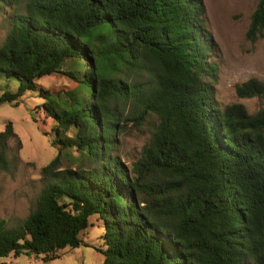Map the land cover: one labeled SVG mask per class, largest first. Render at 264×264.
Returning a JSON list of instances; mask_svg holds the SVG:
<instances>
[{
  "label": "trees",
  "instance_id": "16d2710c",
  "mask_svg": "<svg viewBox=\"0 0 264 264\" xmlns=\"http://www.w3.org/2000/svg\"><path fill=\"white\" fill-rule=\"evenodd\" d=\"M0 15V78L19 83L0 105L37 93L34 115L52 120L58 150L29 215L0 220V261L91 247L80 235L97 216L104 264H264V107L219 105L204 0H0ZM263 32L258 0L247 36ZM57 74L76 87L53 95L37 83ZM236 93L264 99V82ZM130 126L150 137L128 167L118 151ZM12 141L21 149L8 122L0 174L17 167Z\"/></svg>",
  "mask_w": 264,
  "mask_h": 264
},
{
  "label": "rangeland",
  "instance_id": "374dc122",
  "mask_svg": "<svg viewBox=\"0 0 264 264\" xmlns=\"http://www.w3.org/2000/svg\"><path fill=\"white\" fill-rule=\"evenodd\" d=\"M208 30L212 33L219 47V82L217 100L222 108L232 104H243L250 114L264 107V99H240L236 87L252 79L264 82V32L255 41L248 38L251 17L257 8L258 0H204ZM10 15L11 10H6ZM7 15H0V46L8 33ZM70 69L69 64L63 71ZM44 89L56 93L72 90L76 83L68 77L57 74L37 80ZM19 87L17 81L0 78V95L15 92ZM45 102L37 93H28L19 106L15 104L0 105V133L5 125L12 122L15 132L21 139V149L16 141L10 143V156L16 161L13 174H0V220L14 227L22 222L34 207L43 188L41 170L57 155L58 150L52 145L53 123L36 107ZM36 116L37 122L32 119ZM44 134H47L45 136ZM150 137L147 127L143 129L128 128L120 137L118 155L128 167L141 157L143 147ZM90 227L82 232L81 239L91 245L78 249L67 248L58 253V259L44 262L42 257L22 255L15 259L1 260L7 264H104L105 256L93 247L104 248L102 236L104 223L97 216L90 219Z\"/></svg>",
  "mask_w": 264,
  "mask_h": 264
}]
</instances>
